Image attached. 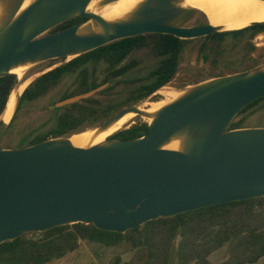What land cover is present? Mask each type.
Wrapping results in <instances>:
<instances>
[{
    "label": "water",
    "instance_id": "1",
    "mask_svg": "<svg viewBox=\"0 0 264 264\" xmlns=\"http://www.w3.org/2000/svg\"><path fill=\"white\" fill-rule=\"evenodd\" d=\"M23 1L7 0L11 17L0 27V78L19 64L76 57L136 35L186 40L218 32L208 23L176 26L173 21L184 11L172 5L176 0H146L132 20L114 24L86 11L91 0H36L13 20ZM76 17L95 20L102 32L78 35L83 21L49 33ZM116 79L48 108L87 98ZM263 96L264 65L186 91L161 108L139 138H108L84 149L64 137L0 149V244L75 223L125 233L158 218L264 197V127L228 129L246 105ZM131 111L141 113L131 105L98 127L105 129ZM180 134L186 138L183 151L162 148Z\"/></svg>",
    "mask_w": 264,
    "mask_h": 264
},
{
    "label": "trees",
    "instance_id": "2",
    "mask_svg": "<svg viewBox=\"0 0 264 264\" xmlns=\"http://www.w3.org/2000/svg\"><path fill=\"white\" fill-rule=\"evenodd\" d=\"M85 17L69 19L54 27L49 33L59 32L75 24L86 21ZM249 31L250 37L264 33V22L254 23L240 30L214 32L205 37L215 39L226 34ZM152 40L154 51L160 57L158 66L149 72V82L137 87L126 98L130 105L149 96L172 80L178 71L181 48L180 41L169 34H141L120 39L86 52L64 62L35 78L17 99L15 111L6 129L12 128L21 108L28 102L43 97L50 88L66 75L73 76L76 87L59 98L89 92L100 85L126 74L135 62L124 64V60L136 49L148 45ZM64 61V58H58ZM55 60V59H52ZM102 63L105 69L117 68L106 73L93 65ZM96 74V75H95ZM15 74L0 78V116L9 95L17 85ZM122 82L118 78L105 89L81 99L61 109L50 111L51 125L47 131L36 132L21 147L53 139L69 137L98 127L116 113L122 111L117 102L100 99L99 96L112 91ZM264 109V96L246 105L229 125L230 129L243 128L245 115ZM47 110V108H46ZM237 117L240 119L235 120ZM2 121H0V125ZM146 122L136 123L112 134L109 139H134L148 132ZM32 129L24 125L20 132L27 137ZM26 139V138H25ZM95 242L104 246H117L126 242L133 250H138L141 258L137 264H264V197L250 198L208 206L167 218H158L125 233L105 231L93 224L75 223L54 227L43 232L24 233L11 241L0 244V264H47L76 251L81 242ZM228 243L227 256L218 263H212L209 256ZM120 257L114 256L108 264H119Z\"/></svg>",
    "mask_w": 264,
    "mask_h": 264
},
{
    "label": "rangeland",
    "instance_id": "3",
    "mask_svg": "<svg viewBox=\"0 0 264 264\" xmlns=\"http://www.w3.org/2000/svg\"><path fill=\"white\" fill-rule=\"evenodd\" d=\"M173 23L180 27H193L206 24L207 19L200 11L187 8L173 21ZM243 28L244 27L240 29ZM180 43L181 51L178 60V71L172 80L163 86L172 89L176 93L186 92L198 84L216 77L243 72L253 68L255 69L264 65V33L250 37L249 31H242L237 34L218 36L215 39L205 36L186 39L180 41ZM131 61L135 62V64L125 75L120 77L122 82L116 85L112 91L99 96L100 99L117 102L122 110L129 107V103L126 101L129 93L133 92L140 85L149 82V72L155 69L159 64L160 57L156 56L151 39L148 40L147 46L132 51L123 63L126 64ZM64 62H66V59L64 61L55 59L40 62L27 70L24 77L25 79L29 78L31 83L41 74ZM93 68L96 69V74L99 71L104 73L105 65L98 63L97 65H93ZM18 84L19 81L17 79V85ZM16 87L17 86L13 89H16ZM75 87V78L66 75L58 84L50 88L43 97L26 103L21 108L14 126L6 129L4 125V127L0 129V149L22 148L21 146L29 139L25 140L26 137L23 138L20 132V129L24 125L28 124L29 128L32 129L31 136L36 132L43 133L47 131L51 125L50 117L52 114L50 111H53L49 110L48 107L58 102L62 95L73 91ZM157 91L133 105L143 103L144 101H158L162 99V96L159 95ZM238 119H240V117H237L235 120ZM0 121H2L1 117ZM139 122L146 121L138 117L128 127ZM146 123L148 124V122ZM242 126L243 128L264 127V109L247 113ZM92 128L95 127L87 128L86 130ZM227 249L228 243L209 256L210 262L218 263L224 260L227 256ZM114 256L120 257L119 264H137L138 260L141 258L140 252L131 249L126 242H121L117 246H104L95 242L83 241L76 251L47 264H108L110 259ZM169 264H174V258L170 260ZM257 264L261 263L259 262Z\"/></svg>",
    "mask_w": 264,
    "mask_h": 264
},
{
    "label": "bare ground",
    "instance_id": "4",
    "mask_svg": "<svg viewBox=\"0 0 264 264\" xmlns=\"http://www.w3.org/2000/svg\"><path fill=\"white\" fill-rule=\"evenodd\" d=\"M35 1L24 0L19 11L13 17V20ZM145 2L146 0H115L106 3L105 0H91L87 5L86 11L100 15L110 24L121 23L132 20L135 17L136 11ZM172 5L182 10L192 8L200 11L206 17L207 23L215 27L218 31L238 30L252 23L264 22V0H176L172 2ZM10 17L11 12L7 0H0V27L8 22ZM101 32V26L92 19L82 23L77 29V34L81 36L99 34ZM74 57L75 55H69L66 60L69 61ZM38 63V61L26 62L14 66L8 71L10 74L17 76L19 84L16 85V89L11 91L0 116L4 123L10 121L19 95L22 94L23 90H25L24 88L30 83L29 78L23 81L27 70ZM157 93L163 96L162 99L154 103L144 101L143 103L135 105L136 109L141 113L134 111L128 112L105 129L95 127L78 134H73L69 137V141L73 146L84 149L104 144L112 134L128 127L137 117L143 118L146 122L151 123L161 108L175 101L185 92L176 93L168 87H162ZM185 145V135L180 134L169 140L162 148L183 151Z\"/></svg>",
    "mask_w": 264,
    "mask_h": 264
},
{
    "label": "flooded vegetation",
    "instance_id": "5",
    "mask_svg": "<svg viewBox=\"0 0 264 264\" xmlns=\"http://www.w3.org/2000/svg\"><path fill=\"white\" fill-rule=\"evenodd\" d=\"M180 45H181V43H179V47H181ZM123 75H124V74H120V75L118 76V78L122 77ZM24 80H25V77L23 78V81H24ZM23 81H22V82H23ZM28 85H29V84H28ZM28 85H27V86H28ZM27 86H26V87H27ZM26 87H25V88H26ZM25 88H24V89H25ZM23 91H24V90H23ZM161 96H162V95H161ZM162 97H163V96H162ZM148 102H150V103H154V102H156V101H148ZM14 111H15V110H14ZM13 113H14V112H13ZM12 116H13V114H12ZM11 118H12V117H11ZM137 118H138V117H137ZM137 118H136V119H137ZM142 119H143V118H142ZM10 120H11V119H10ZM8 123H9V122H8ZM85 131H86V130H85ZM80 133H81V132H80ZM77 134H78V133H77Z\"/></svg>",
    "mask_w": 264,
    "mask_h": 264
}]
</instances>
